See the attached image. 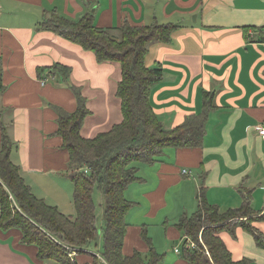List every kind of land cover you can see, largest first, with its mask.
Wrapping results in <instances>:
<instances>
[{
    "label": "crops",
    "instance_id": "0c3cea01",
    "mask_svg": "<svg viewBox=\"0 0 264 264\" xmlns=\"http://www.w3.org/2000/svg\"><path fill=\"white\" fill-rule=\"evenodd\" d=\"M53 9L72 19L92 12L96 26L118 38L126 21L177 25L169 41L150 44L146 55L148 67L160 64L164 70L151 90L153 109L169 129L202 113L208 96L212 100L200 147L167 148L156 164L139 167L147 174L144 182L125 192L137 204L126 217L124 254L148 251L145 226L159 252L154 235L162 236L163 245L176 243L174 255L163 252V264H190L182 257L184 237L175 222L196 209L203 178L208 201L222 211L248 199L253 217L264 216V139L258 129L264 125V0H0V151L5 127L14 142L11 159L33 193L75 215L57 109H77L75 85L90 111L81 135L92 139L110 131L124 119L118 96L122 66L99 62L94 52L40 29L44 14ZM56 63L71 68L67 82L59 74H39V68ZM145 185L150 187L140 195ZM169 209L176 211L168 214ZM152 225L160 226L155 234ZM252 225L264 242V219ZM220 236L235 260L264 264V246L243 226ZM22 238L21 229L0 226V264H45L38 247ZM76 257L81 263L90 260L86 254Z\"/></svg>",
    "mask_w": 264,
    "mask_h": 264
},
{
    "label": "trees",
    "instance_id": "16d2710c",
    "mask_svg": "<svg viewBox=\"0 0 264 264\" xmlns=\"http://www.w3.org/2000/svg\"><path fill=\"white\" fill-rule=\"evenodd\" d=\"M94 20L92 12L72 19L53 9L44 14L39 28L94 52L99 62L113 60L121 63L122 80L118 96L122 100L124 119L108 132L92 139L84 138L81 128L90 111L86 107V98L75 85L71 88L77 97V109L74 112L57 109L58 134L69 152L68 176L74 183L75 215L63 213L33 193L21 176L19 165L11 159L14 142L3 127L0 226L21 229L22 241L36 245L38 257L45 264H163L166 254L156 249L145 226L142 237L148 244V251L135 250L131 255L124 254L128 228L126 217L137 204L129 200L125 192L131 184L145 180L139 174L137 162L154 165L167 148L202 145L212 100H208L209 96L206 98L202 113L188 116L176 127L166 128L150 100L152 87L162 80L164 70L160 64L148 67L146 55L150 44L169 41L177 25L157 20L149 25L126 21L119 28L121 37L118 38L111 29L96 26ZM38 72L59 74L67 82L71 68L56 63L39 68ZM96 185L104 197L100 216L93 197ZM253 215L248 199L241 207L226 211L210 203L203 178L196 209L183 214L175 222L184 237L182 257L190 264H250L247 258H233L220 233L227 230L235 234L236 227L243 226L254 235L260 246H264L262 233L252 225L253 220L264 219V216ZM189 239L195 247H188ZM68 246L74 249L69 250ZM73 251L90 256V260L81 263L76 256L71 257Z\"/></svg>",
    "mask_w": 264,
    "mask_h": 264
},
{
    "label": "rangeland",
    "instance_id": "374dc122",
    "mask_svg": "<svg viewBox=\"0 0 264 264\" xmlns=\"http://www.w3.org/2000/svg\"><path fill=\"white\" fill-rule=\"evenodd\" d=\"M136 166H138V167H142V163H140V162H137L136 164H135ZM140 170V172H139V174L141 175V176H144V175H146L147 176V174L145 173V174H142V169L140 168L139 169ZM136 185H141L140 183H137ZM149 185H145V186H143L142 188H141V190H140V195L141 194H143L144 193V191L146 190V189H148L149 187H148ZM129 197H132V195L131 194H129L128 195ZM136 196V195H135ZM93 197H94V201H95V203H96V206H97V213H98V215L100 216V215H102V213H103V205H101V203L103 204V201H104V197H103V194H102V192L100 191V189L98 188V186L96 185L95 186V188H94V193H93ZM142 198V197H141ZM173 211H176V209H169L168 210V214H171ZM163 214V213H162ZM154 222H156V223H158V219L156 218L155 220H154ZM152 232L155 234V232L158 230V228H160V226H158V225H152ZM151 236V235H150ZM160 238V240L158 239V237ZM153 238H154V242H155V245H157L158 246V248H159V250L160 251H162V252H166L167 254H170V255H174L175 254V247L174 246H176V243H174V242H172V241H169V242H167V244H165V245H163L164 244V242L165 241H163V238H162V236H160V235H154L153 236ZM70 247V246H69ZM181 247H182V243H181ZM181 247H178V248H181ZM170 255H168L167 257L169 258V256ZM172 257H170V259H171ZM170 259H168L166 262L167 263H169V260Z\"/></svg>",
    "mask_w": 264,
    "mask_h": 264
},
{
    "label": "built area",
    "instance_id": "2783aa9c",
    "mask_svg": "<svg viewBox=\"0 0 264 264\" xmlns=\"http://www.w3.org/2000/svg\"><path fill=\"white\" fill-rule=\"evenodd\" d=\"M258 129H259V133H260L261 137L264 139V125H260V126L258 127ZM183 173H184L185 175H189V174H191V171H189V170H187V169H184V170H183ZM0 218H1V211H0ZM188 247H195V243L192 242L190 239L188 240ZM67 248H68L69 250L74 249V248L69 247V246H68ZM176 251H180V249H177V248H176ZM70 255H71L72 258H74V257L77 255V253H76V251H73L72 253H70Z\"/></svg>",
    "mask_w": 264,
    "mask_h": 264
}]
</instances>
